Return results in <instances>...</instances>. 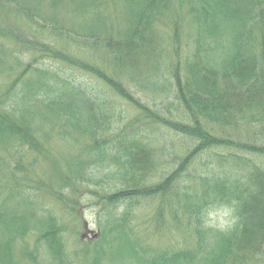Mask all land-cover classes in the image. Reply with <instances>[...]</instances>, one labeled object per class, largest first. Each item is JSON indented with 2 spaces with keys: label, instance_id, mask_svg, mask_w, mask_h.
Returning a JSON list of instances; mask_svg holds the SVG:
<instances>
[{
  "label": "trees",
  "instance_id": "1",
  "mask_svg": "<svg viewBox=\"0 0 264 264\" xmlns=\"http://www.w3.org/2000/svg\"><path fill=\"white\" fill-rule=\"evenodd\" d=\"M0 76V264H264V0H0ZM82 195L100 232L71 253Z\"/></svg>",
  "mask_w": 264,
  "mask_h": 264
},
{
  "label": "rangeland",
  "instance_id": "2",
  "mask_svg": "<svg viewBox=\"0 0 264 264\" xmlns=\"http://www.w3.org/2000/svg\"><path fill=\"white\" fill-rule=\"evenodd\" d=\"M64 10L65 9H62V15L64 17H66V18H70L71 19V17L68 14L63 12ZM20 23L22 24L21 25L22 27L26 26V22H24V23L20 22ZM45 40H49V41H46V42H50V43H53V44L58 45V46H64L65 45V41L64 40H66V39L64 37H54L52 40L47 39V38ZM55 50H57V49L55 48ZM70 53L73 54V55L74 54L77 55V50L75 48H72V49H70ZM46 58L50 59L49 56H46ZM33 61H35V59L33 58L32 54L23 55L22 62L24 64H31V63L33 64L34 63ZM68 74L70 76L77 75V74H74V72H69V71H68V73L65 72V75H68ZM2 76H0V92L4 91V89H6V86L8 85V83H6V79L2 78ZM77 78L81 79V81L83 83H85L86 85L90 86V84H92V86L94 88H97L98 90H100L98 88V86L100 85L99 83L94 82V81H85V80H83L82 76H79ZM115 102H120V101H118V99H116ZM121 103L122 102H120V104ZM122 106L125 107V105L123 103H122ZM118 109H119V107H118ZM123 119H124V121H123ZM118 125H119V129H122L123 127H125V125H126V117H125V115L123 116L122 121ZM117 132H119V131L116 128V131L114 132V134L117 133ZM172 140H173L172 141L173 144L175 143L177 147H180V144L182 143L181 142L182 140L180 138H177V137L173 136ZM54 146H55V148H52L54 151H52L53 153L51 154L53 157L55 156L57 158V156H59V157H61V159L62 158L70 159L75 153V149L67 141H64V140L56 141ZM29 158H33V156L30 155ZM202 162H203V159L201 160V162H198V160H196L195 163H194V166L197 165V167H199V165ZM37 172L39 174H41L42 176H44L45 178H49V174L47 173L46 162H41V164H39V166L37 168ZM98 190H100V189L98 188ZM40 196H41V194H40ZM42 200H43V198H42ZM79 200H80L79 201L80 202L79 213H80V215L82 217V220L88 224V229L90 231L87 232L86 230H84L82 228H80V229L78 228L77 229L78 230V235L76 237H72V235L71 236L67 235V249L71 253H75V250H76V253H77V249H76L78 247L77 241L80 238L82 239V240L80 239V241H79V242H81V244L88 243L90 240L96 239L99 236V234H97V233L100 232L98 227H97V220H96L97 219L96 218L97 214L96 213H97L98 208H100L101 202H99L96 199L89 198V197H87V195H82L81 199H79ZM43 203L46 206H53V204H54L53 200H50V201L43 200ZM91 206L92 207L95 206V207L92 208ZM149 211H150V208H148L146 210V208L143 207L142 209H139L137 211V213H135V215L139 216L137 218V220H136L137 223H135L136 227H137V229L140 228V230H141L140 234L144 235V237H146V238H144V237H141V238L142 239L144 238L143 241L145 243H147V244H150V245H156V242H159L161 245H165L167 243V241H170V239H171L169 234H170V231H172V229H168V230L163 231L161 233V235L158 236V237H155V236L151 237V238L147 237L148 234H150L149 232H148V234H144L143 227H145L144 229H147V228L149 229V226H144L143 225V223L147 220V217H149V214H150ZM142 220H144V221H142ZM81 225H82V221H81ZM85 233H86L85 238H82V236ZM89 233H91V234H89ZM95 234H97L96 237L92 238ZM172 234L174 235V232H172ZM183 237H184L183 234L182 235H180V234L176 235V238L179 241H182ZM89 247H92V246L90 245ZM76 260L81 261L82 264H89L88 262L90 261V259L83 260L82 256L80 254L78 255V258L76 257Z\"/></svg>",
  "mask_w": 264,
  "mask_h": 264
},
{
  "label": "clouds",
  "instance_id": "3",
  "mask_svg": "<svg viewBox=\"0 0 264 264\" xmlns=\"http://www.w3.org/2000/svg\"><path fill=\"white\" fill-rule=\"evenodd\" d=\"M212 211L201 214L205 228L226 231L236 223V208L234 203L221 202L212 206Z\"/></svg>",
  "mask_w": 264,
  "mask_h": 264
},
{
  "label": "water",
  "instance_id": "4",
  "mask_svg": "<svg viewBox=\"0 0 264 264\" xmlns=\"http://www.w3.org/2000/svg\"><path fill=\"white\" fill-rule=\"evenodd\" d=\"M95 237H96V235L93 236V238H95Z\"/></svg>",
  "mask_w": 264,
  "mask_h": 264
},
{
  "label": "flooded vegetation",
  "instance_id": "5",
  "mask_svg": "<svg viewBox=\"0 0 264 264\" xmlns=\"http://www.w3.org/2000/svg\"><path fill=\"white\" fill-rule=\"evenodd\" d=\"M88 232V231H87Z\"/></svg>",
  "mask_w": 264,
  "mask_h": 264
}]
</instances>
